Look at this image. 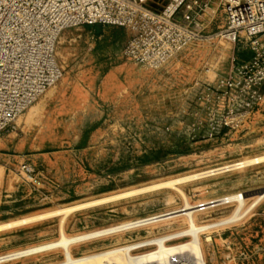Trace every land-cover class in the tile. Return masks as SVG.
I'll use <instances>...</instances> for the list:
<instances>
[{
    "label": "rangeland",
    "instance_id": "374dc122",
    "mask_svg": "<svg viewBox=\"0 0 264 264\" xmlns=\"http://www.w3.org/2000/svg\"><path fill=\"white\" fill-rule=\"evenodd\" d=\"M218 17L205 31V40L193 42L158 70L124 57L131 35L127 28L96 24L62 32L56 58L63 72L48 89L51 96L37 104L47 90L17 118L13 129L0 134V225L45 218L1 229L0 254L55 239L64 216L52 214L55 210L79 206L63 222L68 235H79L180 208L179 191L191 204L233 193L245 194L249 204L264 190V160H260L264 159V102L249 117L230 123L220 117L222 107L207 94L216 90L232 58L250 56L246 41L230 43L216 36L224 22ZM254 158L260 159L178 183L179 190L163 187L117 198L131 188ZM22 161L35 167L34 180L20 173ZM234 206L227 203L199 212L196 222L226 217ZM186 227L177 218L170 225L139 226L70 248L80 256ZM200 239L205 264H264V196L240 219L202 232ZM61 251L56 248L7 264H56L64 259Z\"/></svg>",
    "mask_w": 264,
    "mask_h": 264
},
{
    "label": "built area",
    "instance_id": "2783aa9c",
    "mask_svg": "<svg viewBox=\"0 0 264 264\" xmlns=\"http://www.w3.org/2000/svg\"><path fill=\"white\" fill-rule=\"evenodd\" d=\"M218 16L224 22L216 36L246 41L250 56L232 58L216 90L207 94L222 107V119L240 122L264 102V0H0V134L13 129L17 118L61 79L56 46L66 29L127 28L124 57L158 70L193 42L205 40ZM19 171L28 180L36 177L27 161L20 162Z\"/></svg>",
    "mask_w": 264,
    "mask_h": 264
},
{
    "label": "bare ground",
    "instance_id": "6f19581e",
    "mask_svg": "<svg viewBox=\"0 0 264 264\" xmlns=\"http://www.w3.org/2000/svg\"><path fill=\"white\" fill-rule=\"evenodd\" d=\"M50 96H51V89L47 91L44 98L39 100L37 104L39 103L42 104L44 99H47ZM29 110L30 111L28 112L31 113L34 110V107H32ZM262 157L264 158V156ZM259 159L260 158H254V159L246 160V161H237L231 164L217 166V167H213V168H210L208 170H204L198 173H193V174L184 176L182 178L153 184L151 186L141 187V188H131V189H128L118 194L117 198L118 197L119 198L120 197L131 198L141 192L151 190V189H156V188H163V187H170V188H173V189L175 188L179 190V188L177 187L178 183L191 181V180L198 179V178L205 177V176L215 175V174L225 172V171L239 169L248 164L259 161ZM260 160L262 161L264 159L261 158ZM258 192L259 193L257 194V196L249 204H247V199H246L245 194L243 195L241 193L229 194V195H226V196H223V197H220V198H217V199L205 202V203L191 204L188 201L185 194L179 191L178 194L182 201V207L180 208L166 211L163 213L148 215L146 217L138 218L136 220H129V221L121 222L119 224L104 228L102 230L81 233L79 235H68L65 230L64 224H63L64 216H66L69 212L78 208L79 206H72V207H68V208H64L60 210H55L52 212V214L62 213L64 215L63 218L61 219V224L59 223L60 226H59V229L57 230V236L55 239L51 241H47V242H43V243H39V244L31 245L28 247L2 253L0 254V264H7L8 262H11L17 259L29 258L31 256H34V255H37L43 252L51 251L56 248L57 249L60 248L62 250L61 252L63 253V257H64L62 262H59L56 264H173V261H176L177 264H186L188 262L187 259H190V261H192V264H205L203 260V254H202V248H201L200 233L202 232L209 233L210 229L212 228L224 226L228 223H231V222H234L240 219L242 216H244V214H246L252 208V206L258 200H260L264 196V190L258 191ZM113 199H115V196ZM101 201H103V199ZM90 203L93 204L94 202H90ZM227 203H235L234 209L230 215L220 218L215 221L204 223V224H198L196 222L197 213L203 212L210 208L221 206ZM85 204L86 203H84V205ZM48 213H45V214H48ZM40 217L45 218L42 215L38 217L34 216V217L25 218L19 221L0 225V230L1 229L4 230L5 227L7 228L8 226H12V225L14 226L15 224H18V223L21 224V223L29 222V221L32 222L36 218L40 219ZM177 218H181L183 222L187 225L185 229L171 233V234L148 239L146 241H141L136 244H130L124 247L112 248V249H108L102 252H96V253L89 252L90 254L84 253L85 255H80V256H75L73 254L72 249L70 248V245L75 244V243H80L90 238H95V237L102 236V235L122 232L124 230L136 228L139 226H147V225L157 223V222H163L165 225H170ZM18 225H15V226H18ZM182 235L189 236L190 237L189 240L186 242H184L185 240H181L182 242L181 241L168 242V240L176 238L178 236H182ZM150 244L155 245V247L152 248L153 249L152 251H148L146 253H140V254L131 253L132 250H135L141 247H146ZM107 260L109 261L107 262ZM112 260L114 261L112 262ZM104 262H107V263H104Z\"/></svg>",
    "mask_w": 264,
    "mask_h": 264
},
{
    "label": "water",
    "instance_id": "95a60500",
    "mask_svg": "<svg viewBox=\"0 0 264 264\" xmlns=\"http://www.w3.org/2000/svg\"><path fill=\"white\" fill-rule=\"evenodd\" d=\"M253 194H254V192H252V193H249V194H248V196H251V195H253Z\"/></svg>",
    "mask_w": 264,
    "mask_h": 264
},
{
    "label": "crops",
    "instance_id": "0c3cea01",
    "mask_svg": "<svg viewBox=\"0 0 264 264\" xmlns=\"http://www.w3.org/2000/svg\"><path fill=\"white\" fill-rule=\"evenodd\" d=\"M5 160H7V159H5Z\"/></svg>",
    "mask_w": 264,
    "mask_h": 264
}]
</instances>
